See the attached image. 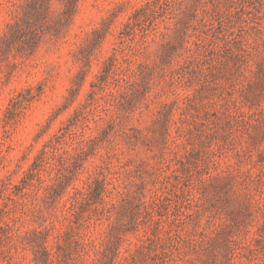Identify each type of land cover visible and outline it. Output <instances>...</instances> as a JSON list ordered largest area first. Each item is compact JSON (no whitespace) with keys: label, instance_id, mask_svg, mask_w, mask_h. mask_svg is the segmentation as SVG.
Instances as JSON below:
<instances>
[{"label":"rangeland","instance_id":"rangeland-1","mask_svg":"<svg viewBox=\"0 0 264 264\" xmlns=\"http://www.w3.org/2000/svg\"><path fill=\"white\" fill-rule=\"evenodd\" d=\"M0 264H264V0H0Z\"/></svg>","mask_w":264,"mask_h":264}]
</instances>
